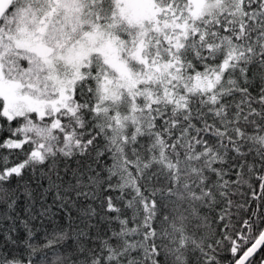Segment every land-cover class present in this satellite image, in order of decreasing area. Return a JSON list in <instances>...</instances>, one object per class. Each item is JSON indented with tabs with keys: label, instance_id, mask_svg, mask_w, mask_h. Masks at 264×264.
<instances>
[{
	"label": "snow or ice",
	"instance_id": "obj_1",
	"mask_svg": "<svg viewBox=\"0 0 264 264\" xmlns=\"http://www.w3.org/2000/svg\"><path fill=\"white\" fill-rule=\"evenodd\" d=\"M0 133V264H264V0H0Z\"/></svg>",
	"mask_w": 264,
	"mask_h": 264
},
{
	"label": "trees",
	"instance_id": "obj_2",
	"mask_svg": "<svg viewBox=\"0 0 264 264\" xmlns=\"http://www.w3.org/2000/svg\"><path fill=\"white\" fill-rule=\"evenodd\" d=\"M2 135H3V133H0V136H2ZM0 155H7V153L0 152ZM113 195H115V194H113ZM23 234H24L23 233V229L19 228L17 230V235L23 236ZM3 245H4V237H3L2 230H0V248H2ZM9 248H10V250H14V249L11 248V246H9ZM225 255H226V253H225ZM225 264H226V262H225Z\"/></svg>",
	"mask_w": 264,
	"mask_h": 264
}]
</instances>
